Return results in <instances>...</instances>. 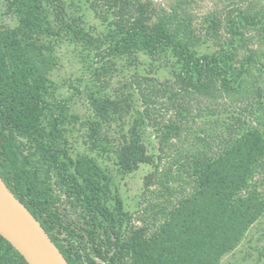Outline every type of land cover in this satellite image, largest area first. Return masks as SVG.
I'll return each mask as SVG.
<instances>
[{
	"label": "trees",
	"instance_id": "obj_1",
	"mask_svg": "<svg viewBox=\"0 0 264 264\" xmlns=\"http://www.w3.org/2000/svg\"><path fill=\"white\" fill-rule=\"evenodd\" d=\"M3 1L17 24L0 26V176L67 263L216 264L233 250L264 211L253 184L264 173V0H88L106 28L89 149L111 155L122 174L154 165L144 182L148 223L128 234L106 173L92 158L69 157L67 116L47 76L50 39L99 41L59 14L54 27L52 0ZM136 53L166 61L170 78L132 74L103 94L105 74ZM147 128L161 156L148 154ZM31 156L54 173L76 220H64ZM163 156L168 171L154 164ZM0 264L28 263L0 236Z\"/></svg>",
	"mask_w": 264,
	"mask_h": 264
},
{
	"label": "rangeland",
	"instance_id": "obj_2",
	"mask_svg": "<svg viewBox=\"0 0 264 264\" xmlns=\"http://www.w3.org/2000/svg\"><path fill=\"white\" fill-rule=\"evenodd\" d=\"M52 1L53 4H57L56 8L50 6L49 9L54 27L58 26L55 19L59 14V20L68 23H73L75 20V24L80 25L87 34L99 41L89 45L71 40L63 33L50 39L48 54L50 69L47 76L52 83L51 96L56 103L64 108L67 116L65 140L62 143L72 160L79 156L92 158L109 177L111 189L118 193L123 211L130 218V222L125 223L123 229V233L128 234L130 231L143 228L148 223L146 216L149 213L145 214L144 211L147 201L144 182L145 177L154 171V165L140 164L132 173L122 174L113 165L111 155L96 153L89 149L87 123L91 118V110L88 98L91 90L99 88V84L96 83L95 86V82H93V69L103 64L97 54L106 47L103 37L106 34V28L105 24L94 16L88 0ZM16 24V18L8 12L6 3L1 0L0 26L12 29ZM132 60L120 59L116 61V65L112 67L113 70L110 69L103 77V85L107 86L103 94H111L113 89L126 83L132 74L152 76L160 81L170 78L169 68L165 66L166 61L163 59L151 60L142 53H136ZM134 107L140 109L137 97L134 98ZM108 135L112 136L111 133ZM143 140L148 154H153L156 157L162 155L158 151L154 133L150 128L145 130ZM28 161L30 162L29 167L36 172L52 197L56 199V206L64 220H76V216L69 210V205L65 202L64 197L60 195L54 173L44 166L36 156L29 157ZM169 163L170 158L163 156L161 161L160 159L156 160L154 164H157L159 170L168 171ZM253 184L264 201V173L258 175ZM216 264H264V211L246 230L237 246L221 255Z\"/></svg>",
	"mask_w": 264,
	"mask_h": 264
},
{
	"label": "water",
	"instance_id": "obj_3",
	"mask_svg": "<svg viewBox=\"0 0 264 264\" xmlns=\"http://www.w3.org/2000/svg\"><path fill=\"white\" fill-rule=\"evenodd\" d=\"M0 209L9 230L0 226V236L8 241L28 264H67L40 222L9 190L0 176Z\"/></svg>",
	"mask_w": 264,
	"mask_h": 264
},
{
	"label": "bare ground",
	"instance_id": "obj_4",
	"mask_svg": "<svg viewBox=\"0 0 264 264\" xmlns=\"http://www.w3.org/2000/svg\"><path fill=\"white\" fill-rule=\"evenodd\" d=\"M0 226L6 230H9L8 221L4 212L0 209Z\"/></svg>",
	"mask_w": 264,
	"mask_h": 264
}]
</instances>
